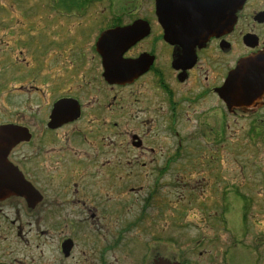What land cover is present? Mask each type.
Returning a JSON list of instances; mask_svg holds the SVG:
<instances>
[{
  "label": "flooded vegetation",
  "instance_id": "flooded-vegetation-1",
  "mask_svg": "<svg viewBox=\"0 0 264 264\" xmlns=\"http://www.w3.org/2000/svg\"><path fill=\"white\" fill-rule=\"evenodd\" d=\"M42 7L0 3V264H34L29 247L45 264H264V0L195 47L166 41L156 0ZM196 158L221 188L174 201L200 215L183 241L166 177Z\"/></svg>",
  "mask_w": 264,
  "mask_h": 264
},
{
  "label": "rangeland",
  "instance_id": "rangeland-1",
  "mask_svg": "<svg viewBox=\"0 0 264 264\" xmlns=\"http://www.w3.org/2000/svg\"><path fill=\"white\" fill-rule=\"evenodd\" d=\"M105 1V0H104ZM48 2V0H0V3L5 5L6 7V14H4L1 18H13L15 20L20 19L23 20L22 18H32L35 20L36 19H46L45 13H43L42 10V6ZM18 4V5H17ZM19 4L21 6H19ZM36 6L37 8V16L33 15V13L35 12V9H33L32 6ZM36 24L38 25H42L43 22L37 21ZM54 25H57L56 23ZM196 165L194 166V168L192 169H181V170H176L173 172H170L171 175L167 176L166 179L167 180H171V183L169 185H167L166 187V191H165V198H166V208H165V220L167 223V226H171L170 229L173 228V226H178V230L177 229H173L174 231H176V233L181 232L182 234V240L186 241L188 239H191L195 236V231H193L190 227L187 226V223H189L190 221H194L196 223H198V219L200 218V215L196 213V210H192L189 211V213L186 215L185 218H181V220L179 219L180 217L177 215L179 211V207L180 205L176 204L174 201H176V199L178 198L179 195H182L185 197L184 200V204L185 205H189L188 204V198L187 196L189 195V191H192L196 196H198V198H196L197 201H200V196H204L207 199V202L210 203L211 200H217L218 196L220 194V184L219 182H217V184L215 183V177L211 174L210 171H206V169H201L198 165V159L196 158ZM177 174V176H176ZM237 172H224L223 173V178L225 180L229 179L234 180L237 179ZM176 181H175V180ZM177 179H179L177 181ZM169 182L167 181L166 184H168ZM197 208L199 209L200 206V202H198L197 204ZM215 205V203H214ZM178 208V209H177ZM215 207L214 209L211 211V214H214L213 212H215ZM257 212L264 210L263 204L261 205V207H257L256 208ZM198 211V210H197ZM179 219V220H177ZM263 220V227H264V215L262 217ZM184 225H178V224H183ZM44 227V226H43ZM181 227V228H179ZM252 225L249 226V229H251ZM216 229V228H215ZM208 230V233L215 235V237H218V242H223L226 240L227 235L225 234H219L217 233L216 230ZM185 232L187 234H185ZM243 232L242 231H237V235L236 237H240L241 238V234ZM175 234V233H174ZM181 237V236H180ZM26 239L29 240V242H32L30 237H25ZM34 238V236H33ZM237 238V239H240ZM45 240L41 241L44 242ZM25 250L22 249V252H24ZM32 252L33 248L31 249V247H29V249L27 251H25L24 253H22L20 255L21 257H24L27 255V259H34V264H45L43 262V258L42 256H40V250L38 249V252H36L35 255H33Z\"/></svg>",
  "mask_w": 264,
  "mask_h": 264
},
{
  "label": "water",
  "instance_id": "water-1",
  "mask_svg": "<svg viewBox=\"0 0 264 264\" xmlns=\"http://www.w3.org/2000/svg\"><path fill=\"white\" fill-rule=\"evenodd\" d=\"M243 1L229 0V5L216 7L209 2L195 6L192 1L156 0V14L164 29L166 41L183 47H195L230 27ZM173 3H180L183 7H171ZM241 67L238 66L229 83L238 77Z\"/></svg>",
  "mask_w": 264,
  "mask_h": 264
}]
</instances>
